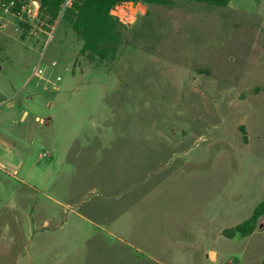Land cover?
I'll list each match as a JSON object with an SVG mask.
<instances>
[{
	"label": "rangeland",
	"instance_id": "rangeland-1",
	"mask_svg": "<svg viewBox=\"0 0 264 264\" xmlns=\"http://www.w3.org/2000/svg\"><path fill=\"white\" fill-rule=\"evenodd\" d=\"M39 9L0 11V264H264V216L225 235L264 200V0L122 3L103 62Z\"/></svg>",
	"mask_w": 264,
	"mask_h": 264
},
{
	"label": "trees",
	"instance_id": "trees-1",
	"mask_svg": "<svg viewBox=\"0 0 264 264\" xmlns=\"http://www.w3.org/2000/svg\"><path fill=\"white\" fill-rule=\"evenodd\" d=\"M12 0H0V11L5 10ZM16 11L24 8L27 0H14ZM213 6H226L230 0H190ZM126 2L144 4H165L166 0H39L41 14L57 19L65 10L66 17L72 20V29L83 42L82 55L92 60L106 61L114 58L122 44V23L112 14L120 4ZM68 4V5H67ZM67 5V6H66ZM71 16V17H70ZM264 216V200L256 207L252 217L225 235L234 238L250 236L256 229L257 221Z\"/></svg>",
	"mask_w": 264,
	"mask_h": 264
},
{
	"label": "built area",
	"instance_id": "built-area-1",
	"mask_svg": "<svg viewBox=\"0 0 264 264\" xmlns=\"http://www.w3.org/2000/svg\"><path fill=\"white\" fill-rule=\"evenodd\" d=\"M10 5H15V1L14 0H12L11 2H10ZM9 6V5H8ZM7 9V8H6Z\"/></svg>",
	"mask_w": 264,
	"mask_h": 264
},
{
	"label": "crops",
	"instance_id": "crops-1",
	"mask_svg": "<svg viewBox=\"0 0 264 264\" xmlns=\"http://www.w3.org/2000/svg\"><path fill=\"white\" fill-rule=\"evenodd\" d=\"M26 114V113H25Z\"/></svg>",
	"mask_w": 264,
	"mask_h": 264
}]
</instances>
